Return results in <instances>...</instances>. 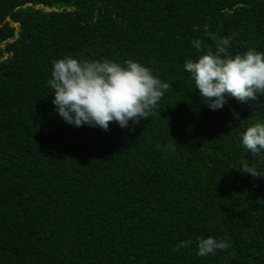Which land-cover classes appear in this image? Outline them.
Segmentation results:
<instances>
[{
	"label": "trees",
	"instance_id": "trees-1",
	"mask_svg": "<svg viewBox=\"0 0 264 264\" xmlns=\"http://www.w3.org/2000/svg\"><path fill=\"white\" fill-rule=\"evenodd\" d=\"M213 36L264 53V0H0V264H264V176L239 171H264L242 144L264 93L202 101L183 65ZM64 57L171 87L139 124L75 127L48 85ZM207 236L230 247L198 256Z\"/></svg>",
	"mask_w": 264,
	"mask_h": 264
},
{
	"label": "clouds",
	"instance_id": "clouds-1",
	"mask_svg": "<svg viewBox=\"0 0 264 264\" xmlns=\"http://www.w3.org/2000/svg\"><path fill=\"white\" fill-rule=\"evenodd\" d=\"M212 38L216 41L215 50L207 51L200 40H193L199 56L186 59L183 65L202 101L211 110H217L223 108L228 97L246 102L255 99L257 93H264V53L250 49L233 56L231 37ZM52 64L48 81L54 92L52 103L62 119L75 127L87 125L108 131L110 122L121 128H127L130 121L139 124L154 114L158 101L171 87L155 77L151 69L132 59L120 64L109 59L64 57ZM242 144L254 157L259 155L264 150V123L247 127L242 133ZM239 171L253 177L264 176L256 164L245 163ZM190 243L181 241L177 248ZM196 245L198 256L230 247L228 241L213 236L199 238Z\"/></svg>",
	"mask_w": 264,
	"mask_h": 264
}]
</instances>
